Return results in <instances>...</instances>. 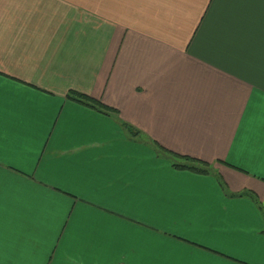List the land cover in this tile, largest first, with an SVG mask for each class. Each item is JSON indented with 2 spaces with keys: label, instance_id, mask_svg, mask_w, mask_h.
<instances>
[{
  "label": "crops",
  "instance_id": "1",
  "mask_svg": "<svg viewBox=\"0 0 264 264\" xmlns=\"http://www.w3.org/2000/svg\"><path fill=\"white\" fill-rule=\"evenodd\" d=\"M0 264H264V0H0Z\"/></svg>",
  "mask_w": 264,
  "mask_h": 264
},
{
  "label": "trees",
  "instance_id": "2",
  "mask_svg": "<svg viewBox=\"0 0 264 264\" xmlns=\"http://www.w3.org/2000/svg\"><path fill=\"white\" fill-rule=\"evenodd\" d=\"M69 97L73 98L74 100L83 102L87 105L99 108V110L104 111V112H110L114 111L112 108L96 101L95 99H92L89 96H86L84 94H80L74 91H69L67 94ZM125 124V123H124ZM126 125V124H125ZM129 128V131H131L133 134L137 133L138 131L135 129H132L131 126L126 125ZM173 155L174 158L179 159V162L173 163V166L176 168H186V169H191L199 172H208L209 167L208 163H205L203 161L188 157V156H180L175 153H170Z\"/></svg>",
  "mask_w": 264,
  "mask_h": 264
}]
</instances>
